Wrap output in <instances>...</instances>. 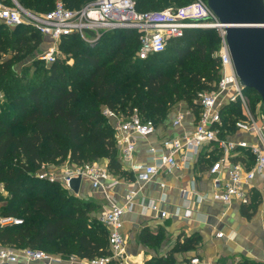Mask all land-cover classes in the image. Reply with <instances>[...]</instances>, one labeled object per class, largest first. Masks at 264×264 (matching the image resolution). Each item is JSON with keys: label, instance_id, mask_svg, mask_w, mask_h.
Here are the masks:
<instances>
[{"label": "trees", "instance_id": "trees-1", "mask_svg": "<svg viewBox=\"0 0 264 264\" xmlns=\"http://www.w3.org/2000/svg\"><path fill=\"white\" fill-rule=\"evenodd\" d=\"M19 1L29 10L38 12L41 8L36 0ZM60 1L68 9H79L87 3ZM133 1L139 12H158L169 0ZM179 5L184 6L182 2ZM3 27L0 25V94L4 97L0 104V187L10 197H22L15 200L11 209L0 211L3 216L21 220L19 225L0 228V245L41 250L64 259L75 257L88 261L107 256L108 232L95 216L97 205L80 202L72 194L74 198L68 197L59 208H53L52 200L63 198L68 191L58 183L37 179L34 173L43 164L64 160L76 167L106 160V169L112 176L133 180L118 161L114 131L102 109L122 116L136 109L143 121L149 120L156 127L165 121L176 102L181 101L197 117L199 108L194 103L197 93L213 91L220 77V61L215 56L220 37L214 29L184 30L181 37L169 40L163 52L142 60L136 55L139 42L134 30L103 33L94 51L77 35L64 37L61 41L65 44L83 43L82 48H74L76 54L71 67L75 72L76 66L86 65L77 71L82 77L78 81L75 74L67 76L62 65L55 62L44 69L43 77L38 72L30 77L24 73L17 76L12 71L14 60L5 58L9 43L20 49L29 42L39 44L41 35L24 26L7 35ZM191 58L192 66L184 67ZM168 66L173 68L172 73L166 72ZM221 119L219 133L225 137L234 134L235 122L244 118L238 104H228L221 110ZM241 154L237 161L249 168L253 156L249 151ZM27 189H37L38 193L34 197L22 194ZM47 191L55 195L51 200L44 196ZM258 203L259 194L253 192L248 203L241 205L242 216L250 219ZM180 236L182 240L165 256L151 258L144 264H184L176 262L175 253L194 250L198 237ZM157 238L148 228L138 234L139 242L144 245H153ZM236 264L264 263L241 259Z\"/></svg>", "mask_w": 264, "mask_h": 264}, {"label": "built area", "instance_id": "built-area-1", "mask_svg": "<svg viewBox=\"0 0 264 264\" xmlns=\"http://www.w3.org/2000/svg\"><path fill=\"white\" fill-rule=\"evenodd\" d=\"M0 25L7 28L18 26L29 27L53 42L64 37L77 35L84 42H94L105 32L115 30H134L138 34L139 49L136 53L139 59H145L152 54L163 52L170 39L181 37L184 30L214 29L220 37V47L215 56L220 61V77L215 83V89L210 92H198L194 103L198 106V116L192 131L183 132L163 139L157 148L150 149L151 162H137L134 158L135 140L147 138L155 133V125L143 121L136 109L127 116L118 115L107 109L102 114L110 121L116 146L118 161L121 167L130 173L134 182L146 184L159 173L170 174L179 166L187 167L191 161L198 158L205 148L214 147L218 150L217 159L207 169L210 176L216 177L226 172V180L221 187H216L211 195L212 201L220 204H231L236 201L240 205L248 203L250 184L256 176L264 177V124L255 121L248 104V96L240 85L234 72L229 50L225 41V26L208 9L204 0H193L187 5L167 8L158 12H139L135 9L133 0H93L79 9H68L58 0L52 9L37 12L24 8L17 0H0ZM55 47H50L39 57L48 64L55 61ZM228 104H238L244 119L235 122V130L253 136L256 144L244 140H235L231 136L220 137L222 127L221 110ZM184 114L178 112L171 122L178 127ZM243 151H249L253 163L249 168L241 162H232V158ZM81 177L90 182L93 190L106 193L117 183L118 178L112 176L106 165L93 163L81 167L72 166L60 174L38 172L37 179L49 183H58L63 189L73 194L69 189L71 178ZM160 188H164L160 185ZM134 192L125 197V204L119 205L107 196V209L98 221L106 228L109 255L97 257L85 264H108L111 261L124 263L125 238L123 234L122 217L132 204ZM150 209L157 210L152 203ZM161 218L167 214L157 210ZM189 212H185L188 217ZM21 220L13 216L0 214V228L19 225ZM221 236V234H218ZM19 255L28 262L51 264L57 260L55 256L41 250L23 248L15 249L0 245V264H18ZM205 264L195 256L188 263Z\"/></svg>", "mask_w": 264, "mask_h": 264}, {"label": "crops", "instance_id": "crops-1", "mask_svg": "<svg viewBox=\"0 0 264 264\" xmlns=\"http://www.w3.org/2000/svg\"><path fill=\"white\" fill-rule=\"evenodd\" d=\"M178 112L183 113L184 117L178 127H173L171 122ZM194 125L195 115L187 105L184 102L176 104L170 109L165 121L156 126L153 135L135 140V160L151 162V156L156 154L149 153L150 149L157 148L167 137L192 131ZM229 136L249 144L257 143L253 136L241 132ZM218 153L214 147L205 148L187 167L179 166L170 174L159 173L146 184L118 179V183L106 193L110 200L119 205L125 204L124 197L128 193L135 194L130 208L122 217L125 238L123 264H144L151 258L165 256L175 246L174 241L178 234L196 235L198 245L192 251L175 253L177 263H188L195 256L201 258L205 264H236L241 259L264 263V177L256 176L250 184L249 196L253 192L259 194V203L251 218L246 219L241 214V205L238 202L224 205L212 201L211 195L215 188L221 187L227 177L226 172L222 171L214 181L215 177L207 173V169L217 159ZM241 155L240 153L233 157L232 162H236ZM101 164L106 165V160H102ZM160 185L164 188L161 189ZM75 196L97 205L95 213L97 219L107 209L105 193L93 190L88 180H81L79 192ZM152 203L156 205L157 210L164 211L167 216L161 218L157 210L150 209ZM185 212H189L190 215L186 217ZM143 228H148L161 240L165 236L158 250L153 248L154 245L139 242L138 234ZM55 257L57 260L51 264L86 262L75 257L67 259ZM25 263L24 257L19 255L18 264ZM113 264L119 263L114 260Z\"/></svg>", "mask_w": 264, "mask_h": 264}, {"label": "rangeland", "instance_id": "rangeland-1", "mask_svg": "<svg viewBox=\"0 0 264 264\" xmlns=\"http://www.w3.org/2000/svg\"><path fill=\"white\" fill-rule=\"evenodd\" d=\"M19 1V0H18ZM37 3H39V6H41L40 9H38V12H45L48 9H50L52 7V5L58 1V0H36ZM91 0H85L84 3H88ZM193 0H169L168 4H166L165 7H163L162 9L158 10V11H162L164 9L167 8H174L177 7L180 2H182V4H187L189 2H191ZM20 3V1H19ZM83 3V4H84ZM21 4V3H20ZM82 4V5H83ZM82 5H79L82 6ZM180 6V5H179ZM32 8V7H31ZM78 8V7H76ZM7 35H11V33L14 31L15 28H7V27H3L2 28ZM5 33V34H6ZM80 39V38H79ZM81 40V39H80ZM81 42L85 43L83 40H81ZM78 42L74 45H70V44H65L63 41H58V42H53L47 38L41 37L40 38V43L39 44H35L33 42H29L27 45L21 47L20 49H16V45H14L12 42L9 43V48H7V51L5 53V58H12L14 60L13 65H12V71L17 75V76H21L22 73L25 74L26 77H30L33 74H35L36 72L41 73V77L44 76V69L50 67L48 63H46L45 61H42L39 59L40 56H42L43 54H45L47 52V50L50 47H55L56 51H54V56H55V63L62 65L63 67V72L65 74H67V76H69L70 74H75V76L77 77V80L80 81V79L82 78L81 75H79V73L77 71L82 70L84 68H86L85 64H80L78 66L75 67V72H72L73 69H71V67L74 66L73 62H74V56L76 54V51H74V48H82L83 43ZM136 44L138 45L137 41H135ZM6 45H8V42L6 43ZM86 46H89V50L90 51H94L97 50V47L95 48V43L91 42V43H87ZM8 47V46H7ZM171 46H168V49ZM190 61L186 62L184 64V67L186 68H190L191 65V59H189ZM173 68L171 66H168L166 68V72L167 73H172ZM24 82H27V79H24ZM244 94L246 96H248V104H249V108L250 111L252 112L255 121L259 122V124H264V106H262L261 104V100L260 97H257L258 94L256 92H254L253 90H248L246 89L244 91ZM4 97L2 94H0V104L3 102ZM181 103V101L176 102V104ZM175 104V105H176ZM174 105V106H175ZM102 160H99L97 163L101 164ZM73 165H71L69 162H67V160L61 161V162H57V163H53V164H43L40 168V170L36 171L34 173V176L36 177V174L38 172H46L47 174H60L62 172H64L66 170V168L72 167ZM32 176V175H31ZM38 193V190H31V189H27L24 190L22 194L28 195V196H32L34 197L35 194ZM71 193H64V197L60 198L57 197L56 199L54 198L52 200V206L53 208L57 209L61 206V204L64 203V201L68 198H74L73 196H71ZM44 196L46 197V199H50L52 196L54 197L55 195H53V192H45ZM22 197V195H18L16 197H10V195L7 193V191L3 190L0 187V211L3 210H8L11 209L12 207H14L15 205V200L20 199ZM78 198L80 200V202H86L85 200L79 198V197H75ZM51 200V199H50ZM165 240V236H163L162 240L161 238L156 239V242L153 244L156 250H158L162 244V242H164ZM181 240V236H179V234L176 237V240L174 241V244H176V242ZM178 254V253H176Z\"/></svg>", "mask_w": 264, "mask_h": 264}, {"label": "water", "instance_id": "water-1", "mask_svg": "<svg viewBox=\"0 0 264 264\" xmlns=\"http://www.w3.org/2000/svg\"><path fill=\"white\" fill-rule=\"evenodd\" d=\"M204 1L225 26V41L240 85L256 92L264 106V0ZM80 183L79 176L69 180L73 194H78Z\"/></svg>", "mask_w": 264, "mask_h": 264}]
</instances>
